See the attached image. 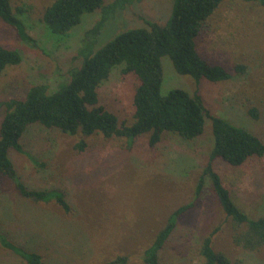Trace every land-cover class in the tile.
<instances>
[{"label": "rangeland", "instance_id": "rangeland-1", "mask_svg": "<svg viewBox=\"0 0 264 264\" xmlns=\"http://www.w3.org/2000/svg\"><path fill=\"white\" fill-rule=\"evenodd\" d=\"M52 0H10L21 8L26 32L35 44L21 40L0 19V44L15 48L21 60L0 72V101L23 98L33 84L54 90L68 79V70L79 66L78 48L86 29L100 11L83 16L65 37L52 34L41 21ZM111 0H106L109 3ZM171 0H141L114 12L97 37L95 47L122 29L145 26L144 18L163 23ZM199 53L222 64L231 77L217 82L178 74L169 58L161 57V88L181 87L201 94L210 113L245 126L264 140V6L243 0L222 1L195 39ZM242 65L243 70L235 69ZM137 80L119 68L97 89L99 103L130 123ZM254 108L253 117L248 110ZM4 107L0 106V120ZM84 141L79 150L75 144ZM21 144L35 161L14 149L9 157L21 181L30 188H57L69 210L56 203L34 202L22 197L7 178L0 179V227L8 238L41 256L42 264H145L143 251L152 242L168 215L190 201L159 252V264H202L201 241L209 233L215 250L241 264H264V248L248 250L234 241L244 229L226 217L204 176L200 193L195 186L212 145L210 120L202 134L186 141L164 132L150 146L148 134L129 145L124 139L98 133L69 135L41 124L30 125ZM213 168L228 188L235 204L251 217H264V156L230 166L220 159ZM0 264H25L0 246Z\"/></svg>", "mask_w": 264, "mask_h": 264}, {"label": "trees", "instance_id": "trees-1", "mask_svg": "<svg viewBox=\"0 0 264 264\" xmlns=\"http://www.w3.org/2000/svg\"><path fill=\"white\" fill-rule=\"evenodd\" d=\"M138 1L141 0H111L109 3L106 0H52L45 6L41 21L57 37L67 36L86 14L99 10L100 16L85 30L78 48L81 62L68 70L67 80L50 92L45 84H33L23 98L0 101V106L4 107L0 120V179H9L17 192L28 200L52 201L68 211L69 205L61 190L30 188L16 173L9 157L11 149L35 161L21 144V137L30 125L38 123L69 135L98 133L105 138L124 139L129 145L139 135L147 133L148 144L153 146L164 132L192 141L202 134L206 119H209L212 145L196 183L194 197L200 193L204 176H207L225 216L236 226L244 225V229L234 234V241L248 250L264 248V217H251L238 207L213 168L215 159L230 166H239L248 160L262 158L264 140L245 126L210 113L197 89L190 93L181 87L167 88L165 92L161 88V57L164 55L178 74L192 78L196 84L202 78L217 82L231 77V71L222 64L204 58L195 43L198 34L224 0H171L169 15L163 23L144 18L145 26L122 29L95 47L98 35L114 12ZM243 1L264 6V0ZM21 12L22 9L18 7L14 10L10 0H0V19L12 27L21 40L35 44L25 30L19 16ZM20 60L17 49L0 44V72L7 65L17 64ZM115 68H119L123 75L132 74L137 80L130 123L120 120L98 100L99 85ZM235 69L241 71L243 66L236 65ZM248 112L256 116L254 108ZM83 147V140L75 144L79 150ZM192 204V201L183 204L168 215L166 223L143 251L145 264H159V252L166 238L179 215ZM211 235L204 236L200 244L202 264H241L223 251L215 250ZM0 246L18 256L25 264H42L40 254L8 238L1 227ZM126 260V256H117L112 262L125 264Z\"/></svg>", "mask_w": 264, "mask_h": 264}]
</instances>
